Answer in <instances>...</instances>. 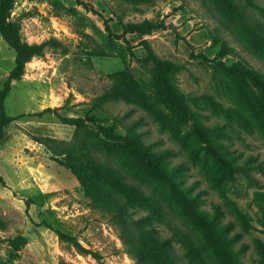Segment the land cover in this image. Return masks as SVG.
I'll return each instance as SVG.
<instances>
[{
	"label": "rangeland",
	"instance_id": "374dc122",
	"mask_svg": "<svg viewBox=\"0 0 264 264\" xmlns=\"http://www.w3.org/2000/svg\"><path fill=\"white\" fill-rule=\"evenodd\" d=\"M235 1L241 14L264 31V0ZM208 4L11 0L8 20L16 23L24 42L40 44L43 53L25 63L24 73L12 81L4 101L13 119L0 140V176L5 180L0 184V264H137L110 215L92 205L78 177L63 164L82 157L81 150L71 157L55 155L41 142L47 136L71 140L75 127L60 118L94 113L93 100L114 77L131 89L133 97L120 93L108 97L106 113L98 112L110 118L103 123L110 124L113 116L126 112L131 118L143 114L146 141L170 151L166 155L174 175L170 178L138 165L121 142L106 144V151L102 145L95 153L110 161L108 167L120 168L140 183L146 202L160 214L154 225L174 236L170 246L175 257L183 264L200 259L207 264H233L210 227L195 216L202 209L226 224L237 249L245 245L241 254L245 264L264 249V223L255 211L262 204L257 192H264V130L249 111V101L241 105L231 84L218 85L213 79L218 61L241 63L263 74L264 63L221 25L217 10ZM144 20L158 27L147 33L128 31V23ZM148 46L178 64L177 86L203 122L222 132L220 140L239 155L247 173L220 165L189 122L166 120L152 85L154 64ZM14 59L15 51L0 34V85ZM208 94L214 103L205 101ZM116 128L124 132L119 124ZM45 222L77 234L102 257L80 253ZM184 234L196 242L204 240L207 247L192 249L186 238L174 239Z\"/></svg>",
	"mask_w": 264,
	"mask_h": 264
},
{
	"label": "trees",
	"instance_id": "16d2710c",
	"mask_svg": "<svg viewBox=\"0 0 264 264\" xmlns=\"http://www.w3.org/2000/svg\"><path fill=\"white\" fill-rule=\"evenodd\" d=\"M133 1L147 2L149 0ZM200 1L204 4L208 2L215 8L221 25L248 52L264 63V31L241 14L235 0ZM209 4L208 7H210ZM10 7L11 0H0V34L8 46L15 51L14 66L0 85V140L5 136V127L13 119L6 113L4 104L12 81L21 77L27 61L43 53L40 44H29L22 40L16 23L8 20L7 13ZM155 27L158 26L148 20L127 24L128 31L140 33H147ZM148 55L154 64L152 85L157 99L163 105L166 120L174 124L189 122L197 138L205 143L207 151L220 165L229 170L245 172L246 168L241 163L239 155L228 149L227 145L220 140L222 132L216 126L211 127L203 122L199 112L188 103L185 93L177 86L175 73L178 71V64L173 60L156 55L149 46ZM213 79L218 85L229 87L231 84L235 88V93L237 92L240 97L241 105L248 100L249 111L264 130V74L241 63L227 65L218 61ZM116 93L125 95L128 99L133 97L131 89L121 79L114 77L103 93L93 100L94 113L89 111L86 116H62L60 118L63 123L75 127L71 140L65 141L47 136L43 137L41 142L46 144L55 155L68 153L71 157V154H74L73 151L81 150L82 157L75 158V160L74 158L67 159L63 164L71 168L78 177L92 205L110 215V220L118 227L124 244L135 255L137 264H183L171 250L170 242L174 237L173 234L160 232L154 225V222L160 218V214L154 205L146 202V196L140 183L120 168L108 167L106 163L110 161H102L95 153L102 145L121 142L123 151L129 154L138 165L170 178L174 175L172 163L166 155L170 151L156 148L154 141H146L145 131L141 129L145 122L143 114L131 118L132 114L126 112L123 115L113 116L110 124L103 123V121H109L110 118L109 116L101 117L98 112L106 113L105 103L108 97ZM205 101L214 103V99L209 94L205 96ZM118 124L124 129L123 133L116 128ZM107 149L108 145L105 151ZM248 157L243 161H247ZM0 184H5L2 176H0ZM257 194L262 204L255 211L260 221L264 223V192H257ZM195 216L210 227L216 241L233 264H245L241 260L245 245H241L238 249L235 247L234 237L229 235L226 224L220 218L203 209L196 211ZM45 225L50 227L61 241L69 243L80 253L90 254L97 259L102 257L98 251L86 246L77 234L67 233L46 222ZM176 229L173 233L176 232L178 235L179 231ZM183 238L187 239L186 245L192 249L207 247L204 240L196 242L185 234L174 239ZM20 239L25 241L24 237ZM257 253L258 256L257 254L253 256L251 264H264L263 247L262 250L258 249ZM196 264L207 263L200 259Z\"/></svg>",
	"mask_w": 264,
	"mask_h": 264
}]
</instances>
